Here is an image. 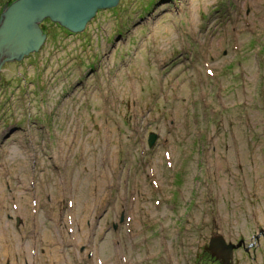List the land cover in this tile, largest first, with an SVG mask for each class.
Segmentation results:
<instances>
[{
    "label": "rangeland",
    "instance_id": "obj_1",
    "mask_svg": "<svg viewBox=\"0 0 264 264\" xmlns=\"http://www.w3.org/2000/svg\"><path fill=\"white\" fill-rule=\"evenodd\" d=\"M41 27L0 68V264H222L216 235L264 264V0H120L81 32Z\"/></svg>",
    "mask_w": 264,
    "mask_h": 264
},
{
    "label": "water",
    "instance_id": "obj_2",
    "mask_svg": "<svg viewBox=\"0 0 264 264\" xmlns=\"http://www.w3.org/2000/svg\"><path fill=\"white\" fill-rule=\"evenodd\" d=\"M120 0H15L6 3L0 16V68L5 62L22 60L44 46L47 35L41 23L49 18L72 33L83 31L101 9L113 8ZM157 135L151 133L153 146ZM222 235L211 238L206 246L222 264H234V249Z\"/></svg>",
    "mask_w": 264,
    "mask_h": 264
},
{
    "label": "flooded vegetation",
    "instance_id": "obj_3",
    "mask_svg": "<svg viewBox=\"0 0 264 264\" xmlns=\"http://www.w3.org/2000/svg\"><path fill=\"white\" fill-rule=\"evenodd\" d=\"M7 2H8V1H7ZM7 2H6V3H7ZM3 7H4V6H3ZM2 10H3V8H2ZM2 10H1V13H2ZM1 13H0V14H1ZM35 53H37V52H34V53L28 55V57H30V56L35 57V55H33V54H35ZM26 57H27V56H26ZM22 60H23V59H22ZM22 60L18 61V63H19V62H22ZM20 73H21V72H20ZM0 76L3 77V75H1V74H0ZM18 76H19V77H18ZM2 77H1V78H2ZM17 77H18V78H21L20 74H18L17 76H14V77H13V76L10 77V80H12V81H13V84H15V85H17V81H16ZM3 82L7 83L6 80H3ZM0 84H1V81H0ZM11 84H12V82H11ZM11 84H10V86H11ZM18 89H19V90L22 89V85H21V84H19ZM11 93L13 94L14 92H11ZM17 128H19V127L12 128V129H11V130H12V134L14 133V130L16 131ZM243 241H244V240H243ZM218 261H219V260H218Z\"/></svg>",
    "mask_w": 264,
    "mask_h": 264
},
{
    "label": "bare ground",
    "instance_id": "obj_4",
    "mask_svg": "<svg viewBox=\"0 0 264 264\" xmlns=\"http://www.w3.org/2000/svg\"><path fill=\"white\" fill-rule=\"evenodd\" d=\"M7 234L9 235V233H7ZM2 238H3V239H6V238H7V235H4V234L2 235V234H1V235H0V241H2ZM10 242H11V239H10V238H9V239H6L5 242H3V241H2V243L0 242V247H1V246L3 247L4 245H8V246H9L8 243H10ZM53 250H54V249H53ZM54 252H55V251H54ZM51 259L56 260L55 255H54ZM62 259H63V257H62ZM62 259H61V260H62ZM59 262H60V261H59ZM59 262H56V261H55V264H59Z\"/></svg>",
    "mask_w": 264,
    "mask_h": 264
},
{
    "label": "trees",
    "instance_id": "obj_5",
    "mask_svg": "<svg viewBox=\"0 0 264 264\" xmlns=\"http://www.w3.org/2000/svg\"><path fill=\"white\" fill-rule=\"evenodd\" d=\"M10 2V0H8Z\"/></svg>",
    "mask_w": 264,
    "mask_h": 264
}]
</instances>
